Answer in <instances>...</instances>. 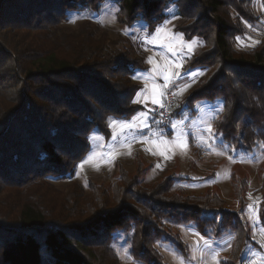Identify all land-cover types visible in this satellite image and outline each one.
Wrapping results in <instances>:
<instances>
[{"label": "trees", "instance_id": "trees-1", "mask_svg": "<svg viewBox=\"0 0 264 264\" xmlns=\"http://www.w3.org/2000/svg\"><path fill=\"white\" fill-rule=\"evenodd\" d=\"M106 1L117 6L122 27L142 21L148 33L173 5L174 31L202 42L186 69L205 73L172 102L170 120L196 102L220 100L212 121L217 146L264 156V38L248 50L232 46L244 23L261 24L264 34V0L259 15L252 0H0V264H121L112 246L117 232L131 233L133 260L163 264L156 247L164 243L187 257L173 229L188 224L203 237L233 234V264L257 243L216 194L187 195L175 188L176 177L144 188L124 172L111 194L93 184L86 194L74 181L65 191L55 186L73 178L91 133L108 137L109 118L142 109L133 104L139 87L131 80L145 69L142 58L111 48L88 21L64 27L71 13L97 12ZM245 184L234 185L237 197ZM257 195L264 226V178Z\"/></svg>", "mask_w": 264, "mask_h": 264}, {"label": "rangeland", "instance_id": "rangeland-1", "mask_svg": "<svg viewBox=\"0 0 264 264\" xmlns=\"http://www.w3.org/2000/svg\"><path fill=\"white\" fill-rule=\"evenodd\" d=\"M252 5L256 15L262 13L261 0H252ZM165 14L166 19L151 33L147 32V25L142 21L122 27L117 18V6L110 1L103 3L97 12L69 15L64 25L66 30H75L79 23L88 21L96 28V35L103 33L107 36L111 48L125 47L134 56L142 58L145 69L135 71L131 77L139 87L137 93H140V102L133 104L142 109L127 119L109 118L106 122L108 137L91 133L89 151L76 166L73 178L56 182L55 186L65 191L74 181L86 194L90 184L111 194L121 172L144 188L167 177H176L175 188L192 196L216 194L224 201V209L238 212L252 230L257 247H246L240 260L233 261V264H264V226L257 218V194L264 178L262 153L258 149L251 154L220 149L217 146L219 140L211 139L202 131L206 124L201 120L212 125L213 119L221 112L214 111L222 108L220 100L214 103L196 102L193 108L183 109L179 118H173L163 126L151 111L152 107L159 106L151 103L152 98L164 104L166 96H170L174 104L183 99L205 73L201 68L186 69L187 60L201 48L202 42L198 38L188 40L174 31L178 17L173 5L165 10ZM244 27L245 33L232 42L237 51L248 50L264 38L261 24L244 23ZM149 58L152 63L148 62ZM177 63L183 67L177 68ZM161 71L164 74L180 72L181 78L175 84L165 86ZM189 72L202 74H198L192 82L191 77L183 75ZM170 78L175 80V76ZM137 93L133 101L138 99ZM143 112L148 113V127H144L145 118L140 115ZM173 123L176 124L174 129L171 127ZM162 127L165 129H160ZM244 181L245 187L237 197L234 185H241ZM173 232L184 243L188 254L187 257L181 256L172 243L158 245L156 248L163 264H231L233 234L203 237L192 224L180 225ZM130 235V232L115 233L113 249L121 264H143L133 260L129 254Z\"/></svg>", "mask_w": 264, "mask_h": 264}, {"label": "snow or ice", "instance_id": "snow-or-ice-1", "mask_svg": "<svg viewBox=\"0 0 264 264\" xmlns=\"http://www.w3.org/2000/svg\"><path fill=\"white\" fill-rule=\"evenodd\" d=\"M168 10L171 11V9H168ZM189 51L191 52V45H189ZM148 62H149V63H152L151 58H149V61H148ZM176 66H177V68H182V67H183V65L180 64V63H177ZM153 71H160V70H159V69H153ZM198 74H202V73H195V72L183 73V75H187V76L191 77L192 82L195 81V77H196ZM161 75H162V77H163V80L165 81V86H166L168 83L175 84V81H176V80H179V79L181 78V73H180V72L164 74V73L161 71ZM171 76H175V80L171 79V78H170ZM134 78H139V77H134ZM186 86H190V84H189V85H186ZM142 91H143V90H142ZM174 94H175V93H174ZM161 95H163V93H161ZM139 96H140V93H137V97H138V99H137V100H134L133 103H138V102H140V101H139ZM146 99H147V97H146ZM151 103L154 104V105L159 104V106H160L161 108L164 107V105L161 104L160 101H159L158 99H155V98H152V99H151ZM222 110H223L222 108H219V109H216V110H214V111H222ZM140 115L143 116V117L145 118L144 127H148V124H147V122H146V121H147V117H148V113H147V112H143V113H140ZM181 123H182V121H181ZM201 123H205V124H206V127H204V128L202 129V131H203L204 133H206L211 139L214 140V139L216 138V135H217V134H216V132L213 130L212 125H211V124H207L206 121H203V120H201ZM171 127L174 129V128L176 127V124L173 123V124L171 125ZM141 130H142V129H141ZM185 135H187V133H185ZM183 146L186 147V145H183ZM249 208H251V205H249Z\"/></svg>", "mask_w": 264, "mask_h": 264}, {"label": "built area", "instance_id": "built-area-1", "mask_svg": "<svg viewBox=\"0 0 264 264\" xmlns=\"http://www.w3.org/2000/svg\"><path fill=\"white\" fill-rule=\"evenodd\" d=\"M172 104V100L170 96H166V101L163 104L164 107L161 108L160 106L152 107L151 110L157 114L158 116V122L161 126L165 125L169 120V107Z\"/></svg>", "mask_w": 264, "mask_h": 264}]
</instances>
